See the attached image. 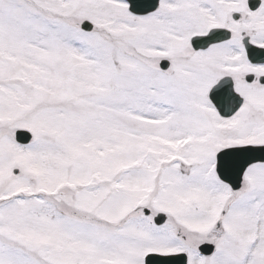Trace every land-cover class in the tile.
I'll return each instance as SVG.
<instances>
[{
    "label": "snow or ice",
    "instance_id": "snow-or-ice-1",
    "mask_svg": "<svg viewBox=\"0 0 264 264\" xmlns=\"http://www.w3.org/2000/svg\"><path fill=\"white\" fill-rule=\"evenodd\" d=\"M0 264H264V0H0Z\"/></svg>",
    "mask_w": 264,
    "mask_h": 264
}]
</instances>
